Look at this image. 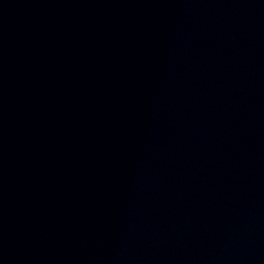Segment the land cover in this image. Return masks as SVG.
I'll use <instances>...</instances> for the list:
<instances>
[{
    "label": "water",
    "instance_id": "water-1",
    "mask_svg": "<svg viewBox=\"0 0 264 264\" xmlns=\"http://www.w3.org/2000/svg\"><path fill=\"white\" fill-rule=\"evenodd\" d=\"M0 264H264V0H0Z\"/></svg>",
    "mask_w": 264,
    "mask_h": 264
}]
</instances>
